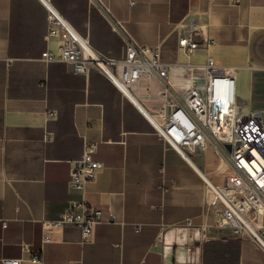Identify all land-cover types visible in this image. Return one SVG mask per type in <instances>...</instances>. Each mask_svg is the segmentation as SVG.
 I'll return each instance as SVG.
<instances>
[{"label": "crops", "instance_id": "1", "mask_svg": "<svg viewBox=\"0 0 264 264\" xmlns=\"http://www.w3.org/2000/svg\"><path fill=\"white\" fill-rule=\"evenodd\" d=\"M101 2L164 61L212 56L237 68L241 105L264 116V0ZM52 3L95 50L125 56L123 36L98 0ZM188 27L200 43L194 53L180 47ZM59 44L47 38L41 0H0V264H264V243L216 225L222 206L208 182L224 184L231 167L211 138L205 149L181 153L158 132L154 98L124 95L97 68L84 75L45 61ZM86 141L98 143L104 168L85 199L103 220L91 241L69 225L44 243L43 221L80 197L69 180Z\"/></svg>", "mask_w": 264, "mask_h": 264}, {"label": "built area", "instance_id": "2", "mask_svg": "<svg viewBox=\"0 0 264 264\" xmlns=\"http://www.w3.org/2000/svg\"><path fill=\"white\" fill-rule=\"evenodd\" d=\"M41 2L47 9V38L60 42L57 51L47 50L42 58L65 62L75 73L84 75L97 68L124 95L154 98L162 118L154 117L158 132L181 153L205 149L211 138L215 150L231 167L222 186L208 182V195L213 193L222 206L216 225L229 228L237 237L249 236L264 243V116L241 105L237 68L221 65L212 56L204 63L164 61L158 47L139 43L102 4L125 42L124 57H108L78 33L52 0ZM196 35L195 29L188 27L181 36L180 47L187 53L200 48ZM143 79L146 84H142ZM97 150V142L86 141L81 158L74 161L69 185L80 197L57 219L43 221L44 243L53 241V233L69 225L81 229L83 241L92 240L103 220V210L85 199L87 185L104 168L96 159ZM32 260L39 261L36 256ZM4 262L20 264L21 259L6 258Z\"/></svg>", "mask_w": 264, "mask_h": 264}, {"label": "rangeland", "instance_id": "3", "mask_svg": "<svg viewBox=\"0 0 264 264\" xmlns=\"http://www.w3.org/2000/svg\"><path fill=\"white\" fill-rule=\"evenodd\" d=\"M151 110H154V108L152 106H148ZM155 111V110H154ZM218 153V152H217ZM226 163L225 159H223V157L219 154V166L221 167L223 165V163ZM227 164V163H226ZM219 186H222L223 184H218Z\"/></svg>", "mask_w": 264, "mask_h": 264}, {"label": "water", "instance_id": "4", "mask_svg": "<svg viewBox=\"0 0 264 264\" xmlns=\"http://www.w3.org/2000/svg\"><path fill=\"white\" fill-rule=\"evenodd\" d=\"M226 147H227L228 149H231V145H230V144H227Z\"/></svg>", "mask_w": 264, "mask_h": 264}, {"label": "bare ground", "instance_id": "5", "mask_svg": "<svg viewBox=\"0 0 264 264\" xmlns=\"http://www.w3.org/2000/svg\"><path fill=\"white\" fill-rule=\"evenodd\" d=\"M132 98L134 99V100H136V97L135 96H132ZM152 117V116H151ZM153 119H155L154 117H152Z\"/></svg>", "mask_w": 264, "mask_h": 264}]
</instances>
